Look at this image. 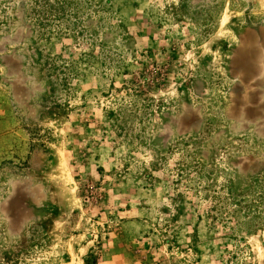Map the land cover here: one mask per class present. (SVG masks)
I'll use <instances>...</instances> for the list:
<instances>
[{
  "label": "rangeland",
  "instance_id": "rangeland-1",
  "mask_svg": "<svg viewBox=\"0 0 264 264\" xmlns=\"http://www.w3.org/2000/svg\"><path fill=\"white\" fill-rule=\"evenodd\" d=\"M0 88V264H264V0H0Z\"/></svg>",
  "mask_w": 264,
  "mask_h": 264
},
{
  "label": "crops",
  "instance_id": "crops-1",
  "mask_svg": "<svg viewBox=\"0 0 264 264\" xmlns=\"http://www.w3.org/2000/svg\"><path fill=\"white\" fill-rule=\"evenodd\" d=\"M10 102L9 92L0 88V230L5 229L9 215L4 206L18 199L26 204L29 199L30 190L25 189L23 181L45 178V170L35 163L37 153L30 149L29 138ZM10 183L15 185L13 190ZM10 251L11 247L0 250V257H8Z\"/></svg>",
  "mask_w": 264,
  "mask_h": 264
}]
</instances>
